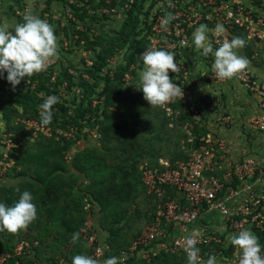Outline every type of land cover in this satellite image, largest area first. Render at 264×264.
<instances>
[{
    "label": "rangeland",
    "instance_id": "1",
    "mask_svg": "<svg viewBox=\"0 0 264 264\" xmlns=\"http://www.w3.org/2000/svg\"><path fill=\"white\" fill-rule=\"evenodd\" d=\"M21 1L14 6L15 0H0V19L22 22V14L31 10L53 25L58 37L59 58L46 71L38 74L49 75L50 78L60 73V70H66L77 79L81 73V78L87 85H96L94 99L99 102L105 99V93L101 91V78L104 76L99 77L98 71L97 77H90L85 73L86 69L94 63L101 46L119 34L132 4L136 7L133 12V27L137 37L141 35L143 19H146L153 4V0ZM261 10L264 14V7ZM126 48L125 44L123 48L115 49L107 59L111 60L109 70L113 71V75L123 65ZM259 49L258 58L261 60L263 57L264 63V56L261 55L264 54L263 46ZM244 50L248 51L250 57L252 51L249 52L247 46ZM253 62L256 64L257 61ZM112 78L113 76L108 77ZM130 83L134 85V79ZM106 96V111L114 113L102 128L103 143L100 144L99 138L90 142L91 139L84 137L81 147L77 146L78 152L83 150V155L75 166L62 163L57 154L42 147L39 150L40 159L22 161L9 181H0V187H5L0 188V202L11 206L27 190L32 194L33 203L37 207V218L26 230L17 234L0 231V250L19 239H38L41 243L40 260L62 259L67 264H72L75 255L83 254L82 242L79 239L73 244L72 234L79 231L84 218L89 215L86 219L102 228L106 235H110L113 248L127 251L150 221L156 205L153 197L144 194L141 184L143 168H157L158 159H168L170 163L183 160L191 148H196L195 137L202 136V131L197 135L193 132L194 127L209 132L206 129L207 112L204 110L206 105L211 106L208 94L195 95L198 98L193 108L199 115L196 122L191 118L195 111L193 108L188 114L180 112L166 117L160 106H150L143 95L121 98L109 87ZM199 109L203 113H199ZM97 115L101 119L99 110ZM86 121H82V129H89L93 125V118ZM95 132L99 136L98 129ZM28 149L34 151L30 146ZM71 152L73 154L74 150ZM213 175L221 179L220 172ZM125 181L129 183L126 196L123 189ZM46 182L51 187L49 194L44 196ZM111 186L114 188L106 194ZM17 188L20 192L16 191ZM261 189L260 186L256 192L259 193ZM86 203L90 205V213L82 208ZM167 264L187 263L180 258Z\"/></svg>",
    "mask_w": 264,
    "mask_h": 264
},
{
    "label": "built area",
    "instance_id": "2",
    "mask_svg": "<svg viewBox=\"0 0 264 264\" xmlns=\"http://www.w3.org/2000/svg\"><path fill=\"white\" fill-rule=\"evenodd\" d=\"M168 3L169 0H153L149 14L143 19L145 28L143 25L141 32V36L146 40L142 53L149 48L173 52L180 67L179 73L169 72V77L181 86L184 96L181 100L178 97L167 105L160 106L166 117L180 112L188 114L196 105L193 86L197 80L183 61L181 51L190 46L192 33L201 24H206L209 29H213L217 23L223 24L229 40L239 33L246 40V44L251 42L264 46V17L255 10V6L264 7V0H171L172 7H168ZM167 13H172L175 19L165 32L161 30L160 25L162 17ZM209 38L213 40L214 49L219 46L211 32ZM205 58H209L206 64L207 80L227 81L215 76L212 70L214 58L211 55ZM110 64L111 60H106L99 70V76H113V71L109 70ZM142 70L141 61L139 67L131 64L122 73L120 85L129 94L143 95L142 90L138 89L139 73ZM54 79L55 75H52L49 81L54 82ZM132 79L135 81L134 85L130 83ZM230 80L238 83L255 99L259 112L251 119V124L256 132H264V81L249 70ZM58 94L66 101L79 100L82 98V89L76 85L67 87L63 81L58 86ZM92 98L90 103L93 107L99 101L94 99V94ZM196 112L197 110L193 111L191 115L194 122L197 121V116L199 117ZM198 112L200 113L199 110ZM14 124L22 126L30 142L39 137L48 139L51 136L56 141L61 139L72 142L63 154L67 163L78 152L77 146L81 147L84 137L91 139L90 142L99 138L95 132L97 126L89 129L69 126L65 130L52 131L41 122L20 118H17ZM77 133L79 138L75 139ZM195 140L198 142L196 148H191L183 160L170 163L168 159H158L157 168H143L141 184L144 194L153 197L156 205L150 221L134 239L131 247L127 251L112 254L105 242L106 234L91 220L86 219L89 217L87 215L78 231L84 244L85 255L101 261L113 256H124V264H150L151 259L160 254L176 255L184 257L187 263L181 240L197 228L203 232L197 247L201 249L200 255L205 261L210 254H214L218 264H238L239 250L229 243L228 237L242 229L251 230L264 246V157H250L237 163H227L222 160L223 145L220 139L206 132L199 138L195 137ZM21 142L20 135L6 131L4 126L0 127L1 182L7 181V172L14 163L10 153L17 149ZM14 155L17 156L18 153L15 152ZM216 172H220L221 179L214 177ZM234 181L235 184H232ZM260 186L262 189L257 193L256 190ZM82 208L87 213L91 212L88 203ZM37 246L35 240L19 239L8 250L0 251V264H67L62 259L40 261L35 257ZM208 246L214 248L208 250Z\"/></svg>",
    "mask_w": 264,
    "mask_h": 264
},
{
    "label": "clouds",
    "instance_id": "3",
    "mask_svg": "<svg viewBox=\"0 0 264 264\" xmlns=\"http://www.w3.org/2000/svg\"><path fill=\"white\" fill-rule=\"evenodd\" d=\"M172 6L169 0L168 7ZM22 15V22L0 19V77L7 73L6 79L13 91L26 77L46 71L49 65L59 58V43L54 26L31 10ZM174 19L172 13L162 17L161 30L168 31V26ZM209 32L216 37L215 43L219 45L215 49ZM192 40L195 48L202 50V56L211 55L214 58L212 70L220 80H230L250 67L249 59L238 53V50L246 46V40L239 36L229 40L223 24L217 23L213 29L201 24L192 33ZM139 59L142 61L143 70L139 73L138 89L142 90L143 98L150 106H164L178 97L183 99V89L169 77V72H180L173 52L149 48ZM41 95L43 96V93ZM59 102L58 96L49 95L39 105L40 122L43 126L51 124L53 106ZM0 127L3 125L0 124ZM16 191L20 192V189L17 188ZM36 218L37 207L33 203L32 194L27 190L23 191L18 201L11 206L0 202V231L17 234L26 230ZM202 236V230L197 228L182 237L187 264H218L214 254H210L206 261L201 258V249L197 245ZM79 239V232L72 234L73 244ZM228 240L239 250L238 264H264V246L251 230L242 229L238 233L230 234ZM125 259L124 256H113L101 261L88 255L77 254L72 258V264H124Z\"/></svg>",
    "mask_w": 264,
    "mask_h": 264
},
{
    "label": "trees",
    "instance_id": "4",
    "mask_svg": "<svg viewBox=\"0 0 264 264\" xmlns=\"http://www.w3.org/2000/svg\"><path fill=\"white\" fill-rule=\"evenodd\" d=\"M60 1V0H57ZM62 1V0H61ZM136 9L135 5L132 4L130 9L126 13L125 21L122 24L121 28L119 29V34L113 40H109L104 46H101V50L97 53L96 59L91 67L86 69V74L91 76L97 77L98 71L101 67L104 66L106 60L113 54L115 49L123 48L124 45H127L126 52L123 56V65L118 69V71L114 72L113 78L108 79L105 75L101 79H103V91L105 93V99L101 102H97L93 107L91 106L90 100L92 95L95 92L94 83L91 85H87L85 80L81 78L79 73L77 79L71 73H67L66 70H60V73H57L55 76L54 82L49 81V75L42 76L40 74H34L31 77H26L25 80H22L19 85L16 86L15 90H12V86L7 82V73H4L2 77H0V120L3 126L5 127L6 131L13 132L15 135H20L22 137V142L19 147L13 150L10 153V156L13 157L14 163L13 167L7 172V181L11 179L16 170H18V165L23 162H30L37 159H40L39 150L42 147H46L50 149V152L53 154H57L62 163H65L69 166H75L77 160L83 155V150L80 152H76L70 162H65L63 159V152L69 148L71 143L65 142L63 140L56 141L54 137L50 138H42L39 137L38 139L30 142L28 140V135L23 131L22 126L19 124H14L15 120L18 118L20 119H30L36 120L40 122V109L39 105L44 102V99L49 95H56L59 97L60 102L53 106V120L51 124L47 125L51 128L52 131L55 129L65 130L69 126H76L79 129L82 127V121L87 122V119L93 118L92 126H97L98 133H99V141L100 144L103 143L102 139V128L105 126L106 122H109L111 115L114 112L106 111L108 108L105 107L107 105V96L106 92L109 87L112 88V91L119 95L121 98H135L139 97V95H132L129 94L126 89H123L120 85V77L122 73L127 69V67L131 64L138 67L141 63L139 56L141 55L144 47H145V37L138 35L134 31L133 25L135 23L133 12ZM243 37L242 34L236 33V37ZM83 74V73H82ZM100 77V76H99ZM66 82L67 87L76 85L80 89H82V98L79 100L72 99L70 101L63 100L58 94V86L63 82ZM43 93V96L41 95ZM102 93H99V95ZM96 107V108H95ZM95 108V110H92ZM216 107L211 104V106L204 107V110L207 113L212 112L213 109ZM100 112L101 119H98L97 111ZM202 131V135L206 133L202 128L194 127L193 132L197 133ZM79 138V134L75 135V139ZM196 146L198 144L197 140ZM31 144V145H30ZM34 148V151H30L28 147ZM17 152L18 155L15 156L14 153ZM6 181V182H7ZM41 183V182H40ZM49 182L45 183L44 188V196L49 194ZM2 186V185H1ZM0 188H5L4 186ZM114 187H108L107 193H110L111 189ZM123 189L125 190L126 194L129 192V183L127 181L123 184ZM100 228V227H99ZM103 230L102 228H100ZM79 230V229H78ZM110 235H106L105 242L110 248L111 253H117L119 250L113 248L110 243ZM263 237V236H262ZM35 240L38 243L37 248L35 249V257L37 259H42L41 257V243L38 239H29ZM80 241L83 245L82 253L85 255V248L83 241L80 238ZM10 246H5L3 250H8ZM212 246H208V250H211ZM218 248V247H216ZM231 250V246L229 247ZM180 258L184 257H177L176 255H163L160 254L153 259H151L150 264H167L172 262L173 260H179ZM47 261H54L45 259ZM41 261V260H40ZM65 261V260H64ZM66 262V261H65ZM127 264H130L128 262ZM139 264V263H135Z\"/></svg>",
    "mask_w": 264,
    "mask_h": 264
},
{
    "label": "crops",
    "instance_id": "5",
    "mask_svg": "<svg viewBox=\"0 0 264 264\" xmlns=\"http://www.w3.org/2000/svg\"><path fill=\"white\" fill-rule=\"evenodd\" d=\"M19 2L22 1L15 0L14 6H17ZM261 8L263 7L255 6V10L264 17ZM246 46L249 48V52L252 51L250 57L248 51L244 50ZM246 46L238 50V53L249 57L250 67L247 70L264 81L263 57L261 60L258 58V50L263 45L248 42ZM201 51L195 48L193 40H191L190 46L181 51V57L190 73L197 80L193 86L194 96L208 94L211 104L216 107L212 112L206 114L208 118L206 129L222 141V160L227 163H235L245 158L264 157V132H256L251 124V119L259 112L255 99L233 80L224 82L207 80L206 64L209 58L206 59L202 56ZM262 52H264V46ZM261 55L264 56L263 53ZM253 60L257 61L256 64ZM199 111L203 113L202 110L199 109Z\"/></svg>",
    "mask_w": 264,
    "mask_h": 264
}]
</instances>
